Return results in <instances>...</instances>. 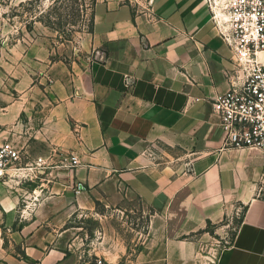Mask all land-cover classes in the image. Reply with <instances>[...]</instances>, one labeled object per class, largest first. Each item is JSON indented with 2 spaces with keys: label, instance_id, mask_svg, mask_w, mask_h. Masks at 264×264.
<instances>
[{
  "label": "crops",
  "instance_id": "crops-1",
  "mask_svg": "<svg viewBox=\"0 0 264 264\" xmlns=\"http://www.w3.org/2000/svg\"><path fill=\"white\" fill-rule=\"evenodd\" d=\"M231 67L204 0H96L68 58L4 52L0 144L47 166L0 181V264H80L72 216L129 194L153 211L129 264H264V160L224 144L212 104Z\"/></svg>",
  "mask_w": 264,
  "mask_h": 264
},
{
  "label": "rangeland",
  "instance_id": "rangeland-1",
  "mask_svg": "<svg viewBox=\"0 0 264 264\" xmlns=\"http://www.w3.org/2000/svg\"><path fill=\"white\" fill-rule=\"evenodd\" d=\"M95 1L0 0V56L28 47L39 55L68 58L90 28ZM152 212L134 194L108 204L98 201L70 219V249L80 264H92L96 256L108 264H129L149 245ZM235 221L222 225L220 244L230 240Z\"/></svg>",
  "mask_w": 264,
  "mask_h": 264
},
{
  "label": "built area",
  "instance_id": "built-area-1",
  "mask_svg": "<svg viewBox=\"0 0 264 264\" xmlns=\"http://www.w3.org/2000/svg\"><path fill=\"white\" fill-rule=\"evenodd\" d=\"M132 1L151 16L153 0ZM204 2L214 28L231 51L232 67L225 72L229 86L216 93L212 103L220 118L224 144L257 150L264 160V0ZM64 165H80L78 155L70 153ZM46 166L42 156L22 163L20 149L10 141L0 144V181L5 184L32 179ZM92 264L108 263L96 256Z\"/></svg>",
  "mask_w": 264,
  "mask_h": 264
}]
</instances>
